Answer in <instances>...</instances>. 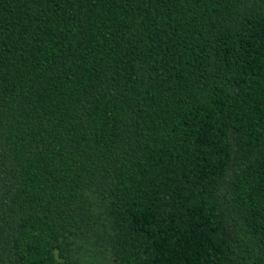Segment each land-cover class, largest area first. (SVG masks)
<instances>
[{
    "label": "trees",
    "instance_id": "16d2710c",
    "mask_svg": "<svg viewBox=\"0 0 264 264\" xmlns=\"http://www.w3.org/2000/svg\"><path fill=\"white\" fill-rule=\"evenodd\" d=\"M0 264H264V0H0Z\"/></svg>",
    "mask_w": 264,
    "mask_h": 264
}]
</instances>
